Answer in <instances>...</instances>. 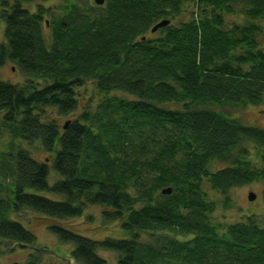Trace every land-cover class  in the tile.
Instances as JSON below:
<instances>
[{"label": "trees", "instance_id": "1", "mask_svg": "<svg viewBox=\"0 0 264 264\" xmlns=\"http://www.w3.org/2000/svg\"><path fill=\"white\" fill-rule=\"evenodd\" d=\"M33 2V11L24 6ZM44 2L0 0V67L11 63L25 78L0 80V127L12 145L0 150V171L13 165L0 240L34 244L4 218L18 208L53 221L48 231L73 246L80 264H106L97 250L114 253L116 264H264V228L249 218L221 232L206 193L264 181V129L215 109L264 103V0H93L83 12L64 0L62 16ZM181 14L188 21L173 25ZM225 15L242 23L225 26ZM86 82L102 96L93 110L78 92ZM80 109L64 128L60 118ZM36 143L48 164L22 146ZM52 170L60 180L49 185ZM143 173L154 185L135 192ZM164 188L171 194H157ZM87 206L101 207L126 237L92 240L61 226ZM174 230L185 238L170 237ZM26 264L42 263L30 254Z\"/></svg>", "mask_w": 264, "mask_h": 264}, {"label": "rangeland", "instance_id": "2", "mask_svg": "<svg viewBox=\"0 0 264 264\" xmlns=\"http://www.w3.org/2000/svg\"><path fill=\"white\" fill-rule=\"evenodd\" d=\"M76 2L82 12L84 10H90L91 6L94 4L93 0H76ZM43 4H45V7L51 8V13L54 16L63 15V11L60 9V6L64 4V0H47V2H44ZM36 5L37 3L33 2L27 3L24 6L33 11ZM188 19L189 14H181L174 22H172V24L176 25L177 22L188 21ZM44 20L46 24L44 33L48 35L49 19L45 17ZM224 22L225 26H229L233 23H242V19L236 15H225ZM261 24L264 25V20L261 21ZM2 40L3 23L0 21V43ZM24 79V76L13 64L6 63L4 66L0 67L1 81L13 85H20L24 82ZM78 92L81 95L82 103L85 104L88 109H95L99 100L102 98L91 82H86L83 88ZM116 95L122 98L132 99V97L128 95L119 93ZM215 109H220V111L230 114L233 118L239 119L242 125L255 126L264 129V103L259 106L247 105L234 108L223 107ZM82 110H77L73 115L60 118L61 125L63 126L65 122L76 118ZM10 138L11 135L8 129H2L0 127V150H3V148L7 145L12 146L11 143H9ZM22 146L28 151L35 161L46 164L50 162L51 158L44 153L39 144L36 143L33 146L23 144ZM246 147L250 150L251 161L257 166H262L256 155L257 148L251 144L246 145ZM129 154H132V151H128V155ZM152 155V153H148V155H141L142 162L149 161ZM6 168L7 169H4V171H0V200L4 203H9V190L11 187V175L13 173L12 163L8 161ZM59 180L60 177L54 173V170L49 172L47 179L49 185H52ZM153 185L154 183L149 173H143L141 180L138 181L135 192H144ZM160 191L161 190H158L157 194L161 195ZM250 192L255 194V199L253 201L248 200ZM206 193L209 195V198H212V200L216 203V209L211 213L210 217L214 223L221 227V232H225L229 225L246 222L249 218L256 220L259 222L261 228H264V181H254L249 184L233 188L227 192L226 195H216L213 192ZM37 194L54 201L61 199L59 196H55L47 192H40ZM225 198L230 199L232 202L229 207L224 206ZM101 212L102 208L99 206H87L82 216L63 220L61 221V226L92 240H102L104 238L122 239L126 237L124 232L119 227V223L116 221L105 220L102 217ZM4 218L11 219L21 224L35 237V242L32 246L21 247L13 242L0 240V264H11L14 262L26 264L27 257L30 254L38 255L42 264H80L71 257V250L73 249V246L71 244L60 242L55 235L48 231L47 224L53 223L50 219L31 211L18 208L8 210L5 213ZM55 222L58 223V221ZM175 231L176 230H174V232H169V236L175 237L178 240L185 238L176 234ZM147 240V238L144 239V241ZM141 241L143 242L142 238ZM96 253L98 257L106 262V264H116L117 257L114 253L103 250H97Z\"/></svg>", "mask_w": 264, "mask_h": 264}, {"label": "water", "instance_id": "3", "mask_svg": "<svg viewBox=\"0 0 264 264\" xmlns=\"http://www.w3.org/2000/svg\"><path fill=\"white\" fill-rule=\"evenodd\" d=\"M103 1L104 0H94V2L96 4H98V5H101L103 3ZM168 24H169V21L168 20L161 21V22H159L158 24H156L152 28L151 32H155L157 29L163 28V27L167 26ZM67 125H68V122H66L63 127L66 128ZM161 194L162 195H169V194H171V188H164L161 191ZM254 199H255V194H253V193L250 192L249 195H248V200L253 201ZM11 264H19V263L14 262V263H11Z\"/></svg>", "mask_w": 264, "mask_h": 264}]
</instances>
